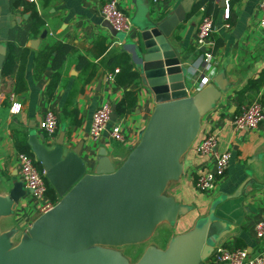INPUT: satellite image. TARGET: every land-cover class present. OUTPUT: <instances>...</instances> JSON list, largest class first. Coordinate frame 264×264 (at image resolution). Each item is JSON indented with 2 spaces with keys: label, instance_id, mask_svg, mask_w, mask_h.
<instances>
[{
  "label": "crops",
  "instance_id": "1",
  "mask_svg": "<svg viewBox=\"0 0 264 264\" xmlns=\"http://www.w3.org/2000/svg\"><path fill=\"white\" fill-rule=\"evenodd\" d=\"M105 1L37 0L33 3L0 0V47L5 50L0 87V194L8 193L15 183H22L18 174L20 153L17 142L23 137L27 138L28 144L30 136L35 135L52 149L64 132L66 151L82 143L79 157L90 173L96 167L98 152L102 148L108 151L118 167L138 143L156 106L153 93L143 84L139 61L134 53L140 39V26L153 18L158 21L166 19L186 0H170L159 7H154L152 0H116L133 22L132 30L123 39L113 36L104 27L100 10ZM199 1L193 0V3ZM231 1L230 20L224 18L225 7L216 1L217 8L211 14L214 32L211 36L213 62L210 72L223 73L229 88L216 107L204 117L194 146L183 158L181 180L167 189V193L188 207L189 212L180 217L176 225L168 227L172 229L166 246L176 235L191 230L214 207L220 231L224 234L216 247L245 248L254 256L264 248L254 235V225L264 219V121L255 130L238 131L234 128L233 118L243 104L257 99L264 104V81L258 91L252 90L240 97V92L264 72V38L260 30L259 10L262 0ZM205 9L206 6H203L198 12L191 13L168 39L181 65L188 69L191 94L204 73V49L198 47L196 38L198 27L206 15ZM35 12L44 21L37 35L32 33ZM44 31L47 35L42 39ZM56 43L70 44L76 51L67 57L61 69L59 86L49 98L47 90L52 70L48 69L37 77L35 58L46 46ZM25 50L29 51L24 72L26 89L17 93L16 75ZM122 53L130 56L131 63L139 72V80L130 86L119 85L115 79L120 69L111 60ZM80 57L96 67L90 82H86L90 69L79 68ZM109 74L113 75V79L107 78ZM129 90L137 91V104L124 113L119 108ZM11 95H14L13 100ZM13 103L22 105L18 114L10 112ZM105 103L110 104L112 109L115 107L117 119L111 123L119 125L124 131L126 144L112 140L108 134L100 142L93 141L89 136L93 113ZM49 109L59 118L58 130L52 137L42 129L43 117ZM119 111L122 114L119 115ZM208 135L217 138L220 153H232L226 176L217 193L211 197L199 192L194 183L195 176L211 165L210 158L196 150ZM42 137H45L44 140ZM22 188L25 194L14 215L0 222L1 231H18L16 242L41 215L40 202L31 196L23 183Z\"/></svg>",
  "mask_w": 264,
  "mask_h": 264
},
{
  "label": "water",
  "instance_id": "2",
  "mask_svg": "<svg viewBox=\"0 0 264 264\" xmlns=\"http://www.w3.org/2000/svg\"><path fill=\"white\" fill-rule=\"evenodd\" d=\"M193 4L186 0L166 19L153 18L140 26L134 53L156 106L120 166L102 148L90 173L79 157L82 143L66 151L62 132L49 149L37 136H30L35 160L59 201L17 242V230L0 229V264H203L215 253L224 234L214 207L191 230L173 237L165 249L146 247L135 263L120 250L148 243L161 225L174 226L189 212L167 189L181 180L183 158L194 146L204 117L229 88L224 74L213 71L207 85L189 93L188 69L168 39L191 15ZM104 27L115 37H125L106 21ZM46 35L44 31L41 38ZM4 60L5 50L0 47V87ZM114 111L115 107L111 121L117 119ZM24 194L20 182L0 194V222L14 215Z\"/></svg>",
  "mask_w": 264,
  "mask_h": 264
},
{
  "label": "built area",
  "instance_id": "3",
  "mask_svg": "<svg viewBox=\"0 0 264 264\" xmlns=\"http://www.w3.org/2000/svg\"><path fill=\"white\" fill-rule=\"evenodd\" d=\"M27 1L34 3L37 0ZM168 1L170 0H152V3L154 7H159L165 5ZM221 1L225 3L224 18L228 21L231 17L229 6L231 0H216L217 3ZM259 10L261 13L260 30L264 38V0L261 1ZM100 15L103 21L108 22L119 33L129 34L133 28L131 17L120 8L116 0H106L101 7ZM213 32V16L205 15L198 27L196 38L198 47L204 49V73L194 93H196L199 88H203L208 84L209 74L213 72H210L213 62V42L211 41ZM107 78L113 79V75L109 74ZM11 99H14V95H11ZM21 108V104L13 103L10 112L11 114H18ZM112 113V106L108 103L98 107L92 116L89 136L93 141L100 142L102 138L108 134L112 140L126 144L127 139L124 131L119 125L111 123ZM263 121L264 104L261 100L257 99L249 104L241 106L239 113L233 118V125L238 131H251L257 129ZM58 127L59 118L57 114L51 109L47 110L43 117L42 129L48 136L52 137L57 132ZM217 147V138L214 135H208L196 149L200 155L208 156L211 160V165L206 168L205 171L197 174L194 178L196 189L209 197L217 193L219 185L225 178L232 159L231 152L220 153ZM18 159V174L20 180L31 196L36 201L40 202V213H46L52 209L55 204L47 195L48 186L45 180V171H41L36 166L35 159L27 154L20 153ZM254 235L264 244V219L258 221L254 225ZM212 261L215 264H264V248L257 255L251 256L249 251L245 248L218 245L215 248V253L212 255Z\"/></svg>",
  "mask_w": 264,
  "mask_h": 264
},
{
  "label": "trees",
  "instance_id": "4",
  "mask_svg": "<svg viewBox=\"0 0 264 264\" xmlns=\"http://www.w3.org/2000/svg\"><path fill=\"white\" fill-rule=\"evenodd\" d=\"M215 1L216 0H201L199 2H196L193 5L192 13L198 12L203 6H206L205 14L211 15L213 10L217 8ZM231 3L232 1H230V12H231ZM33 19H34V24L32 27V33L33 35H37L39 34L40 28L44 24V21L36 12L33 14ZM216 47H218V44L216 45ZM75 51L76 49L70 44L56 43L52 46H46L36 56L35 74L37 77L41 76V74L48 69L52 70V76L47 90V94L49 98L53 96L57 87L59 86V82L61 78V69L63 68V65L67 57L70 54L74 53ZM28 55H29V51L25 50L20 59V67L16 75V83H15V92L17 93L23 92L26 89L24 72H25ZM111 62L114 64V66L120 69L119 73L116 75L115 78L117 84L122 86L124 85L130 86L133 85L134 83H137V81L139 80V72L135 69L133 63H131V58L128 54L122 53L120 54V56L112 58ZM78 63H79V68L83 70L87 69V71L88 69H90L88 78L86 79V82H90L95 76L96 67L90 65L89 62L84 57H80ZM263 81H264V72L262 73V76L259 79L251 81L248 84V86L243 91L240 92V97L243 98L245 93L249 91L252 90L258 91ZM254 94L256 95V93ZM136 104H137V91L129 90L125 93V96L121 102L119 110L121 111L123 110L124 113H127L130 109L134 108ZM120 114L122 113H120L119 111V115ZM26 139H27L26 137H23L21 140H18L17 147L19 153L27 154L28 156L35 159L30 147L27 144ZM35 164L41 171L43 170L42 166L39 163H37L36 160H35ZM45 180L48 186V192H47L48 197L54 204L58 203L59 197L56 191L49 184L46 178ZM203 264H215V263H213V261L208 260Z\"/></svg>",
  "mask_w": 264,
  "mask_h": 264
},
{
  "label": "rangeland",
  "instance_id": "5",
  "mask_svg": "<svg viewBox=\"0 0 264 264\" xmlns=\"http://www.w3.org/2000/svg\"><path fill=\"white\" fill-rule=\"evenodd\" d=\"M168 227L172 226H160L148 243L142 245L125 246L120 249L121 252L131 261V263H135L149 245H156L162 249H165L167 247L166 241L168 239V235L172 229Z\"/></svg>",
  "mask_w": 264,
  "mask_h": 264
}]
</instances>
